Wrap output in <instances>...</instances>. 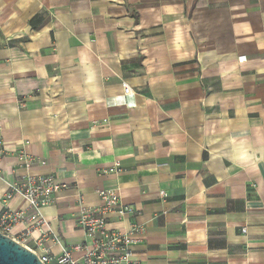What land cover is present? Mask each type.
Wrapping results in <instances>:
<instances>
[{
    "label": "crops",
    "instance_id": "0c3cea01",
    "mask_svg": "<svg viewBox=\"0 0 264 264\" xmlns=\"http://www.w3.org/2000/svg\"><path fill=\"white\" fill-rule=\"evenodd\" d=\"M0 111V214L21 149L66 184L51 256L85 240L80 197L114 188L137 212L108 225L144 227V264H264V0H0Z\"/></svg>",
    "mask_w": 264,
    "mask_h": 264
},
{
    "label": "built area",
    "instance_id": "2783aa9c",
    "mask_svg": "<svg viewBox=\"0 0 264 264\" xmlns=\"http://www.w3.org/2000/svg\"><path fill=\"white\" fill-rule=\"evenodd\" d=\"M1 115V111H0ZM6 153V147L0 138V181L4 178L1 166L2 157ZM20 166L28 170L21 178L9 183L1 201L4 210L0 214V230L6 234L19 222L25 221L24 210L11 207L8 203L16 195L22 196L34 209V214L27 218V233L40 231L37 247H45L43 253H38L41 260L51 264L55 259L59 264H144L141 260L132 257L131 246L140 241L143 237L144 227L138 222H131L128 229L110 227L108 224L112 216L123 218L126 215L134 214L137 208L131 204L124 203L118 191L114 188H100L98 194L100 203L95 206L86 205L80 197L81 209L78 213L77 224L85 232V240L72 246L62 245L59 255L53 257L49 248L45 246L47 241L62 244L63 240L58 233H55L50 226V220L44 215L43 209L54 200V193L66 184H61L53 174H33L29 170L36 164H45L46 160L36 157L26 149L18 153ZM115 167L109 171H121L120 162L116 161ZM167 196L166 191H161ZM242 231H246L243 227ZM35 251V249H33ZM75 251H82L81 257L74 255Z\"/></svg>",
    "mask_w": 264,
    "mask_h": 264
},
{
    "label": "water",
    "instance_id": "95a60500",
    "mask_svg": "<svg viewBox=\"0 0 264 264\" xmlns=\"http://www.w3.org/2000/svg\"><path fill=\"white\" fill-rule=\"evenodd\" d=\"M0 264H46L32 248L0 230Z\"/></svg>",
    "mask_w": 264,
    "mask_h": 264
}]
</instances>
